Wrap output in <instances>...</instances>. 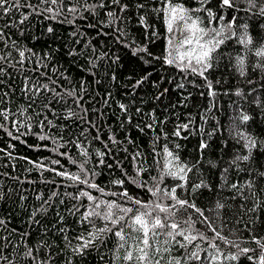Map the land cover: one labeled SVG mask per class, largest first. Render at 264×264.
<instances>
[{"label":"snow or ice","instance_id":"6c2138e0","mask_svg":"<svg viewBox=\"0 0 264 264\" xmlns=\"http://www.w3.org/2000/svg\"><path fill=\"white\" fill-rule=\"evenodd\" d=\"M156 7H151L148 0H141L136 4V9H148L155 13L164 22L165 41L164 50L160 55H154L149 51L146 45L137 47L133 50V55L140 53L150 57L151 60L145 63L156 61L161 67L175 69L181 74V80H188L193 87H206L209 97L217 95L214 90L213 81L210 79L212 72L219 65L220 61L231 55L222 51L229 41L235 40L245 50H253L256 41L249 32L250 23H258L261 29H264V0H218L215 10L209 7L210 0H198L197 7H188L177 0H151ZM15 8L28 9L26 13H21L22 19L19 24L22 25L29 16L43 17L46 20L55 21L60 24L67 23L76 28V31L70 33L74 38V42L79 44L84 33L80 32L77 20H88L90 16L98 18V23L103 27H111L115 34L117 43L124 44L125 47H131L126 44L123 37L127 35L121 24L124 23V15L129 10V4L123 0H0V14H8ZM100 10H104L106 20L99 19ZM240 12H244L247 19L239 16ZM229 13L231 18L229 19ZM138 22L142 26L152 42L160 36L153 26L147 22V12L140 14L138 11ZM14 25H4L0 27V86L6 84L5 77L12 79V74L8 69L12 68L15 72L23 76L22 86L19 91L23 94L26 105L18 107L17 111H12L7 107H0V128L8 132V135L14 140H20L21 136L27 135L29 131L35 127H39L44 134H38L41 141H50L49 145L43 147L59 158L42 160H31L28 157H14L11 151L0 148V153H4L9 160L22 159L25 163L32 165V169L43 177L44 172L52 174L53 179H43L45 184L56 185L59 189L63 187L75 188V192L65 191L63 196L74 201L66 211L75 216L79 213L78 222L83 226L88 225V230L81 234L70 237L66 226L57 229L63 234L64 249L68 250L71 255L65 260L64 264H74L73 257H83L88 250L98 249L101 245H106L109 238L113 240V259L114 264H239L241 257H246L253 264H264V237L254 235L256 221L261 219L260 214H264V164L259 162V158L264 156V139L247 132L240 128L241 124H247L252 117L244 112L233 118L232 127L229 129V136L235 141L232 154L229 159L225 160L221 155L217 161L208 160L209 171L219 169V184L214 185L211 178L206 179L204 173L200 171L199 165L204 160L205 151L210 149L209 140L212 136L220 131L217 126L211 132L204 133L208 139L203 137L198 145L199 158L194 162H189L181 158L180 150L183 145L174 143L172 138L188 139L187 135L190 131V120L188 123L178 124L175 126L171 136L164 132L161 125L167 122V119L158 120L154 114L151 115V123L144 124L140 131L145 128L155 133L152 141L153 163L147 164V158L139 151L132 155L134 162L135 175L129 177L124 173L125 178L140 188L147 196V200L140 196L130 193L128 188L124 187L125 179H115L110 183L120 188V191H106V186H101L95 182L99 173L96 168L103 165L111 169L112 164L106 163L105 157H109L112 149L108 147V142L113 145L121 144L114 135H109L108 142L104 143L105 151L95 150L97 162H92L93 153L89 151L92 141H102V125L96 124L93 120L87 119L90 114L98 113L103 116L98 108L89 110L85 107V95L88 92V81L81 79L79 89H65L61 81L69 80L68 70L60 71L55 65H51V54L44 52L43 54L35 52L32 48L24 46L19 41L5 35V28ZM18 27V25H15ZM88 28H97V24L88 23ZM48 33H53V27L47 28ZM23 35V31H21ZM97 35H109V33L97 31ZM85 50L90 51L87 59V67L81 66L82 72L96 77L97 73L93 69L98 67L100 60L108 58L107 52L96 54V49L88 41L83 48L77 53L74 49L69 50V56L84 55ZM15 53V55H13ZM254 54L259 59L253 65V70L260 69L264 71V42L254 49ZM143 59V56H141ZM119 56L112 59V63H118ZM233 67L241 77L247 75V67L245 57L237 54L235 56V64ZM30 72L31 75H24ZM152 73L136 80L131 86L136 89L148 80ZM55 77V78H53ZM195 78H199L203 83L197 84ZM111 79L116 80L113 74ZM131 79V77H129ZM163 77H161V81ZM46 81V82H45ZM101 81L96 80L99 84ZM174 83L173 90L184 89L183 82H175V77L168 81ZM249 84L253 81L248 80ZM216 83H220L219 80ZM153 86H157L155 83ZM9 91L0 88V105L11 100V94H14L16 88L8 84ZM57 89H61L58 91ZM169 92L168 88H164L156 99H160ZM204 95L203 92L200 93ZM236 96L244 97L242 89H237L234 93ZM251 95V92L248 93ZM191 93H189V97ZM111 93L108 92L106 97L102 98L104 105H109ZM188 97H185L187 99ZM246 98V97H245ZM40 103L37 104V100ZM71 100L72 106H68L65 115L60 117L56 114L52 107L53 103L68 105ZM253 103L260 106L258 98H253ZM35 106V107H34ZM118 107L122 113H128V105L119 103ZM32 109V113L28 110ZM137 114L141 113V109H136ZM49 113L55 119L80 121L78 125L82 127L79 136H73L68 140H64L63 135H49L45 129L59 127L61 133L67 128V125H57L54 119L49 118ZM24 117V119H20ZM239 121V124L236 121ZM34 121V123H33ZM127 122H132V116H127ZM10 123L12 129L9 130L6 125ZM218 123V122H217ZM87 125V127H83ZM137 127H140L137 125ZM21 128L26 131H21ZM18 133L13 136L12 131ZM95 131L96 135L89 139L91 131ZM222 134V133H221ZM163 138V143L159 151L156 144ZM23 142V141H22ZM132 143L131 140H129ZM223 153L228 148V140H222ZM171 144V147L169 146ZM73 145L82 159L74 158L67 148ZM9 147L14 148L15 145ZM65 149V151H60ZM127 152V149H123ZM67 159L69 164L76 167V171H69L62 163L61 159ZM44 160L48 162L45 163ZM119 167L120 162L114 160ZM7 166V165H6ZM14 167V165H13ZM155 170V175L152 170ZM196 170L197 177L190 180V173ZM241 174L244 178L241 179ZM0 175H7L0 174ZM146 175V178H144ZM55 177H60L62 182L57 184ZM232 177V179H230ZM20 181L19 177H12ZM169 181H171L169 183ZM35 183V181H27ZM83 186V187H81ZM207 190L213 193L217 199L214 208L211 209L216 215V219L220 220L217 226L213 220L205 215V209L200 208L196 199L198 195H202ZM9 189V194L11 193ZM96 192L99 195H93ZM230 193L224 195L222 193ZM4 193L0 191V199L4 198ZM59 191L53 190L48 199H43L42 194H37L36 199L41 201L39 208L32 211L29 221L32 224L39 225L40 221L35 217L38 213L47 212L50 202L60 196ZM115 197L116 199H105L103 197ZM21 200L26 197L21 196ZM88 203L85 204L84 201ZM237 201L240 203L235 205L244 216H248V222L243 224L244 230L249 232L250 240L242 239L239 235V229L233 227L229 229V234H225L223 228L226 221L222 219L221 212L233 205L228 201ZM65 200L61 199L60 204H64ZM249 205H251L249 207ZM84 211L81 212V209ZM256 213L253 216L251 214ZM59 217L58 223L63 224L64 217L57 211ZM100 221V225L97 224ZM243 216H237L235 224H241ZM8 221L0 219V230L7 232V235H0V264H19L13 253H16L20 259L27 264H52V248L53 245L48 244L47 240H42L38 244L28 242L29 232H18L15 228H8ZM204 225V229L197 228V224ZM55 227V226H53ZM45 234L47 229L44 230ZM210 233V234H209ZM18 235L19 241L13 243L12 236ZM75 240V244H73ZM248 243H253L256 248L248 247ZM20 244H23L22 249ZM48 250V258L42 259L39 255L40 249ZM258 251V255L256 254ZM251 253V254H250ZM103 259V257H101Z\"/></svg>","mask_w":264,"mask_h":264},{"label":"trees","instance_id":"16d2710c","mask_svg":"<svg viewBox=\"0 0 264 264\" xmlns=\"http://www.w3.org/2000/svg\"><path fill=\"white\" fill-rule=\"evenodd\" d=\"M33 3L36 0H32ZM94 2V0H89V3ZM123 2L129 4V10L124 15V23L120 25L127 33L123 40L126 44L131 45V47H125L124 44L117 43L115 40V34L111 27H103L98 23V18L88 16V20H77V25H79V31L84 33L83 38L79 44L74 42V38L70 35L73 31L77 29L72 25L67 23L60 24L55 21L46 20L43 17L29 16L28 20L24 24L20 25L19 20L22 19L21 13H26L28 9H20L17 11L15 8L12 9L8 14H0V27L4 25H14L10 28H5V35H10L12 39L19 41L20 44L32 48L35 52L43 54L48 52L51 54V65H55L60 71L68 70L69 80L61 81L63 88L72 89L73 87L79 89L81 79L88 81V92L85 95V101H91L86 103L85 107L89 110L92 108L100 109L103 113L101 117L98 113H92L90 111L87 119L93 120L96 124L102 125V141H92L89 151L93 153L92 164L97 162V158L94 153L96 149L100 151H105L104 143L108 142L107 138L109 135H114L121 144L113 145L108 142V147L112 149V153L109 157H105L106 163L112 164L113 167L109 169L106 166H99L96 171L99 175L96 177L95 182L101 186H106V191H120L121 189L113 186L110 182L115 179H125L124 187L128 188L130 193L137 195L147 200L149 197L140 188L131 184L127 178H125L124 173L126 172L129 177L135 175L134 162L132 160V155L139 151L147 158V164L153 163L152 155V141L154 139L155 133L151 130L145 128L144 131H140V128L144 127V124L151 123V115L154 114L158 120L167 119V122L161 125L164 132H167L169 136L174 131V128L178 124L188 123L190 120V131L188 133H182V135H187L188 139H176L172 138L174 143H180L183 145L180 150L181 158L189 162H194L199 158L198 145L201 138L208 139L204 133L211 132L217 126L220 131L216 135L212 136L209 140L211 145L210 149L205 151L204 160L199 165L200 171L204 173L206 179L211 178V182L216 185L219 184V169H212L209 171L208 160L217 161L221 155H224V159L227 160L232 154L233 147H239L235 145V141L229 136V129L232 127L233 118L240 115L241 112L249 114L252 119L247 122V124H241L240 128L246 130L253 135L264 139V71L260 69L253 70V65L259 59L254 54V49L259 47L262 42H264V29L258 26V23H250L249 32L253 36L256 43L251 46L253 50H245L241 45L236 43L235 40L229 41L227 46L222 49L223 52L230 54L231 59L228 55L220 61L219 65L212 72L210 79L213 81L214 90L217 95L215 97H209L206 87L196 88L193 87L188 81L192 80L193 77H188V80H181V74H179L175 69L168 68L167 66L161 67L156 61H151V63H145V61L151 60L150 57L143 53L138 55H133V50L137 47L146 45L150 52L154 55H160L164 50L165 41L164 36V22L155 13H152L148 9L138 10L136 9V4L141 2V0H123ZM151 7H156L151 0H148ZM177 2H182L188 7H197L198 0H177ZM218 0H210L209 7L214 10ZM144 14L147 12V22L153 26V29H149L160 33V36L155 38V42H152L148 33L145 29L139 25L137 12ZM239 16L247 19L244 12H240ZM228 18H231V13H229ZM99 19L106 20L107 17L104 16V10H100ZM93 23L97 24V28H88L87 24ZM15 25H18L16 27ZM51 26L54 29L53 33H48L47 28ZM102 30V32L109 33V35H97V31ZM23 31V35H21ZM91 41V45L95 47L96 54L101 52H107L108 58L100 60L98 67L93 69L97 73L96 77L89 75L87 72L81 71V66L87 67V59L91 54L90 51L85 50L84 55L69 56V50L74 49L77 53L83 48V45ZM0 47H3L0 44ZM243 55L245 57L247 75L241 77L236 69L233 67L235 64V56ZM15 55V53L13 54ZM115 56L120 57L118 63H112V59ZM143 56V59H141ZM9 73L12 74V79L5 77L6 84L0 86L4 91H9L7 85L11 84L16 88L14 94H11V100L5 102L0 107L10 108L12 111H17L18 107L21 105H26L28 102L25 100L23 94L19 91L22 86L23 76L15 72L12 68L8 69ZM151 72L152 75L149 76L148 80L145 81L140 87L133 89L131 86L136 80L147 75ZM116 75V80L111 79L112 75ZM24 75H31L30 72L24 73ZM131 77V79H129ZM161 77L163 80L161 81ZM175 77V82H183L185 84L184 89L174 88V83L170 84L168 81ZM55 78V77H53ZM99 79L101 82L96 83ZM219 80L220 83H216ZM251 80L253 83L249 84L247 81ZM46 82V81H45ZM197 84H202L203 82L199 78H195ZM157 86H153V84ZM168 88L169 92L165 94L160 99H156L160 92ZM237 89H242L244 97L236 96L234 93ZM61 91V89H57ZM111 93V98L109 99V105H104L103 99L106 97L107 93ZM203 92L204 95L200 93ZM251 92V95L248 93ZM189 93L191 96L189 97ZM185 97H188L185 99ZM246 97V98H245ZM256 97L260 101V106L258 107L256 103H253V98ZM40 100H37V104ZM119 103L128 105V113H122L118 107ZM68 106L74 107L71 100L68 101V105L53 103L52 107L55 109L56 114L60 117L65 115L66 108ZM35 107V106H34ZM141 109V113L137 114L136 109ZM32 109L28 112L32 113ZM132 116V122H127V116ZM49 118L54 119L57 125H67V128L61 133L59 127L52 129H45L49 135H56L57 137L63 135L64 140H68L73 136H79L82 127L78 126L81 124L80 121L55 119L51 113H49ZM24 119V117H20ZM218 122V123H217ZM3 123V121H0ZM34 123V121H33ZM239 124V121H236ZM139 125L140 127H137ZM6 127L11 130L12 126L10 123ZM87 127V125H83ZM21 131H26L21 128ZM222 133V134H221ZM13 136L17 135L14 130L12 131ZM38 134H44L41 132L39 127L33 126L31 131L27 135L21 136L20 140H14L9 135L8 132L0 128V148L7 149L13 153L14 157H28L31 160H42L43 158L56 159L59 158L55 153L45 149L44 145H49L51 147L50 141H41L38 138ZM96 132L93 130L89 136H95ZM228 140V148L221 152L222 140ZM132 141V143L129 142ZM23 141V142H22ZM166 141L161 138L156 144L157 151H159L160 146ZM10 145H15L14 148L9 147ZM171 147V144L169 145ZM127 149V152L123 149ZM60 151H65V149H60ZM67 151L76 158L79 157L77 149L73 145H69ZM61 159V163L72 172L77 169L74 165L69 164L67 159ZM114 160H118L121 166H117ZM47 163V160H44ZM259 162L264 164V156L259 158ZM7 165V166H6ZM14 165V167H13ZM27 169H32V165L25 163L22 159L9 160V158L4 154L0 153V191L5 195L3 199H0V219L8 221V228H15L18 232H29L28 242L31 244H38L42 240H47L48 244L53 245L52 248V264H64L65 260L71 253L68 250L63 252L60 249H64L63 234L57 231L58 228L66 226L68 229L67 234L70 237H75L82 232L88 230V225L81 224L78 222L79 213L75 216L70 215L66 209L71 206L74 201H70L63 196L65 191L75 192L76 189L73 188H56V185L45 184L42 182L43 179L51 180L53 176L49 172H44L43 177H41L37 171H27ZM152 174L155 175V170L153 168ZM190 180H195L197 177L196 170L190 173ZM12 177H19L20 181H25L20 183L19 181L13 179ZM146 178V175L145 177ZM241 179L244 178V174H241ZM232 179V177H230ZM57 184L63 183L60 177H55ZM27 181H35V183H28ZM171 181H169L170 183ZM83 187V186H81ZM9 189L11 193L9 194ZM53 190L59 191L60 196L54 198L48 207V211L38 213L36 219L40 221L39 225L32 224L29 221V217L32 211L39 208L41 201L37 200L35 197L37 194H42L43 199H48ZM93 195H99L93 191ZM228 195L230 193H222V196ZM24 196L26 199L21 200L20 197ZM105 199H116L115 197H103ZM64 199L65 203L60 204V200ZM217 197L208 192L203 191L202 195H198L196 199L197 205L205 209V215L213 220L217 226L220 225V220L216 219V215L211 209L214 208L215 200ZM85 204L88 202L85 200ZM229 204L233 205L231 208H226L222 210L221 217L226 221V226L223 228L224 233L229 234V229L236 227L239 229L238 235L245 240H250L249 232L244 230L243 224L248 222V216H244L242 212L238 210L235 206L240 203L237 201H228ZM251 205H249L250 207ZM57 211L60 215L64 217L63 224L58 223L59 217L57 216ZM84 209H81V212ZM243 216V221L241 224H235L237 216ZM253 216L256 213L251 214ZM261 219L256 221V226L254 229V235L258 237H264V214H260ZM100 225V221H97ZM55 226V227H53ZM197 228L204 229V225L197 224ZM45 229L47 233L45 234ZM210 234V233H209ZM0 235H7V232L0 230ZM13 243L19 241L18 235L12 236ZM73 240V244H75ZM248 247L256 248L253 243H248ZM23 244H20L22 249ZM113 240L109 238L106 245H101L98 249L88 250L83 257H73L74 264H114L113 259ZM251 254V253H250ZM258 255V251L256 253ZM13 255L18 260L19 264H27L26 261L19 258L16 253ZM42 259L48 258V250L45 248L40 249L39 253ZM103 257V259H101ZM120 264H124L123 261ZM239 264H253V262L248 261L246 257H241Z\"/></svg>","mask_w":264,"mask_h":264}]
</instances>
